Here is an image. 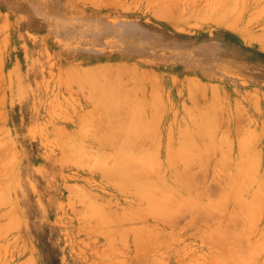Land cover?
<instances>
[{"label":"rangeland","instance_id":"obj_1","mask_svg":"<svg viewBox=\"0 0 264 264\" xmlns=\"http://www.w3.org/2000/svg\"><path fill=\"white\" fill-rule=\"evenodd\" d=\"M1 189L0 264H264V0H0Z\"/></svg>","mask_w":264,"mask_h":264},{"label":"bare ground","instance_id":"obj_2","mask_svg":"<svg viewBox=\"0 0 264 264\" xmlns=\"http://www.w3.org/2000/svg\"><path fill=\"white\" fill-rule=\"evenodd\" d=\"M109 66H111V65H109ZM132 67H133V65H132ZM83 70H84V69H83ZM106 72H107V71H106ZM106 72H105V73H106ZM78 74H79V73H78ZM142 74H143V73H142ZM91 75H93V74H91ZM101 76H102V75H101ZM128 76H129V75H128ZM143 76H144V75H143ZM143 76H142V77H143ZM85 77H86V76H85ZM79 78H80V77H79ZM137 78H138V77H137ZM155 79H156V78H155ZM108 80H109V79H108ZM115 80H116V79H115ZM86 81H87V80H86ZM89 81H90V80H89ZM106 81H107V80H106ZM106 81H105V82H106ZM136 81H137V80H136ZM139 81H141V80H139ZM191 81H192V83H193V80H191ZM78 82H79V80H78ZM83 82H84V81H83ZM93 82H94V81H93ZM154 82H155V81H154ZM81 83H82V82H81ZM97 83H98V82H97ZM103 83H104V82H103ZM114 83H115V82H114ZM134 83H135V82H134ZM90 84H91V83H90ZM105 84H107V82H106ZM117 84H118V83H117ZM150 84H151V83H150ZM107 85H108V84H107ZM193 85H194V84H193ZM90 86H93V85H90ZM130 86H131V85H130ZM130 86H129V87H130ZM139 86H140V85H139ZM152 86H153V85H152ZM134 87H135V86H134ZM141 87H142V86H141ZM154 87H155V86H154ZM194 87H195V85H194ZM96 88H97V87H96ZM90 89H91V88H90ZM106 89H107V88H106ZM122 89H123V88H122ZM133 89H135V88H133ZM104 90H105V89H104ZM114 90H115V89H114ZM126 90H127V88L125 89V92H126ZM128 91H129V90H128ZM130 91H131V89H130ZM132 91H133V90H132ZM135 91H136V89H135ZM105 92H106V90H105ZM107 92H108V91H107ZM107 92H106L105 94H107ZM111 92H112V90H111ZM114 92H115V91H114ZM114 92H113V94H112L113 97H114V95H115ZM125 92H123V93L125 94ZM189 92H190V91H189ZM93 93H94V92H93ZM103 93H104V92H102V95H104V96H102V97H105V96L108 95V94L105 95V94H103ZM108 93H109V92H108ZM117 93H118V92H117ZM117 93H116V94H117ZM119 93H120V92H119ZM121 94H122V93H121ZM150 94H151V93H150ZM122 95H123V94H122ZM142 95L144 96V94H142ZM156 95L159 96L158 93H156ZM108 96L110 97V93H109ZM119 96H120V94H119ZM87 97H88V96H87ZM117 97H118V95H117ZM120 97H121V96H120ZM88 98H89V97H88ZM92 98H93V97H92ZM92 98H91V99H92ZM111 98H112V97H111ZM136 98H137V97H136ZM140 98H141V97H140ZM153 98H154V97H153ZM125 99H126V98H125ZM125 99H124V100H125ZM127 99H128V98H127ZM134 99H135V98H134ZM134 99H133V100H134ZM104 100H106V99H104ZM113 100H114V98H113ZM116 100H117V99H116ZM119 100H120V99H119ZM122 100H123V99H122ZM133 100H132V101H133ZM139 100H140V99H139ZM152 100H154V99H152ZM100 101H101V100H100ZM126 101H127V100H126ZM158 101H159V100H158ZM160 101H161V99H160ZM101 102H102V101H101ZM118 102H119V101H118ZM129 102H130V101H129ZM213 102H214V101H213ZM115 103L117 104V101H116ZM141 103H142V102H141ZM143 103H144V102H143ZM143 103H142V104H143ZM152 103H154V101H152ZM161 103H162V101L160 102V104H159V103H157V104L161 105ZM94 104H95V103H94ZM100 104H101V103H100ZM102 104H104V103H102ZM155 104H156V102H155L153 105H155ZM104 105H105V104H104ZM153 105H152V106H153ZM159 105H158V106H159ZM141 106H142V105H141ZM158 106H157V107H158ZM100 107H101V106H100ZM106 107H107L108 112L111 113V109L109 110L108 106H106ZM159 107H160V106H159ZM161 107H162V105H161ZM161 107H160V108H161ZM113 108H114V107H113ZM130 108H131V107H130ZM152 108H153V107H152ZM160 108H159V109H160ZM210 108H211V107H210ZM212 108H214L213 105H212ZM216 108H217V107H216ZM216 108H215V109H216ZM115 109L117 110V108H115ZM127 109H128V108H127ZM143 109H144V108H143ZM156 109H158V108H156ZM101 110H102V109H101ZM152 110L154 111V109H152ZM161 110H162V109H161ZM161 110H160V111H161ZM114 111H115V110H114ZM132 111H133V110H132ZM132 111H131V112H132ZM140 111H141V110H140ZM160 111H158V112H160ZM202 111H204V109H201V112H200V113H202ZM211 111H212V109H211ZM112 112H113V111H112ZM115 112H116V111H115ZM198 112H199V111H198ZM205 112H206V114H208L207 111H204V114H205ZM113 113H114V112H113ZM123 113H125V111H124ZM137 113H138V112H137ZM139 113H140V112H139ZM214 113H217V112H214ZM214 113L212 114L213 116H214ZM160 114H161V113H160ZM96 115H97V114H96ZM108 115H112V113H111V114L108 113ZM134 115H135V114H134ZM134 115H133V116H134ZM140 115H141V114H140ZM144 115H145V114H144ZM119 116H120V115H119ZM135 116H136V115H135ZM198 116L201 117V116H204V115H201V114H200V115H198ZM208 116H209V114H208ZM208 116H207V117H208ZM210 116H211V115H210ZM96 117H97V116H96ZM120 117H121V116H120ZM152 117H154V116H152ZM200 117H199V123H200V119H201ZM207 117H206V119H207ZM105 118H106V117H105ZM192 118H193V117H192ZM194 118H195V117H194ZM204 118H205V117H203V119H204ZM106 119H107V118H106ZM146 119H147V118H146ZM154 119H155V118H154ZM210 119H211V118H210ZM91 120H92V119H91ZM93 120H94V119H93ZM151 120H152V119H151ZM158 120H159V118H158ZM207 120H209V118H208ZM94 121H95V120H94ZM112 121H113V120H112ZM129 121L131 122V120H129ZM141 121H142V120H141ZM141 121H140V122H141ZM153 121H154V120H153ZM193 121H194V120H193ZM133 122H134V121H133ZM135 122H136V121H135ZM142 122H143V121H142ZM156 122H159V121H156ZM94 123H95V122H94ZM143 123H144V122H143ZM148 123H149V124L151 123L150 120H149V122H147V125H146L147 127L150 126V125L148 126ZM205 123H206V121H205ZM90 124H91V122H90ZM135 124H136V123H135ZM135 124H134V126H135ZM200 124H201V123H200ZM109 125H110V124H109ZM142 125H143V124H142ZM142 125H141V126H142ZM152 125H153V124H152ZM194 125L196 126V124H194ZM107 126H108V125H107ZM125 126H126V125H125ZM125 126H124V127H125ZM137 126H138V125H137ZM141 126H140V127H141ZM155 126H156V123H155ZM155 126H154V127H155ZM197 126H198V125H197ZM197 126H196V127H197ZM208 126H209V125H208ZM208 126H207V127H208ZM210 126H211V125H210ZM210 126H209V127H210ZM121 127H122V126H121ZM138 127H139V126H138ZM147 127H146V128H147ZM157 127H158V126H157ZM199 127H200V126H199ZM84 128H85V127H84ZM96 128H97V127H96ZM96 128H94V129H96ZM141 128H142V127H141ZM151 128H153V127H151ZM203 128H204V127H203ZM205 128H206V127H205ZM89 129H90V128H89ZM91 129H92V128H91ZM113 129L116 130V128H113ZM125 129H126V128H125ZM156 129H157V128H156ZM156 129H155V130H156ZM191 129H192V128H191ZM210 129H212V128H210ZM80 130H81V129H80ZM83 130H85V129H82V131H83ZM122 130H124V129L122 128ZM129 130H131V129H129ZM129 130H128V131H129ZM135 130H136V129L134 128V130H133L134 133H135ZM148 130H149V129H148ZM155 130H154V131H155ZM157 130H158V129H157ZM200 130H201V129H200ZM96 131H97V130H96ZM116 131L118 132V130H116ZM120 131H121V129H120ZM133 131H131V132H133ZM142 131H143V130H142ZM150 131H151V130H150ZM150 131H147V132L150 133ZM154 131H153V132H154ZM204 131H205V130H204ZM208 131H209V130H208ZM88 132H89V130H88ZM98 132H99V131H98ZM111 132H112V131H111ZM113 132H114V131H113ZM113 132H112V133H113ZM117 132H114L113 134L110 133V134H111V136L114 135L115 133L118 135ZM121 132H122V131H121ZM123 132H125V130H124ZM126 132H127V131H126ZM131 132H130V134H132ZM209 132H210V131H209ZM103 133H104V132H103ZM119 133H120V132H119ZM155 133H156V131H155ZM90 134H91V133H90ZM110 134H109V135H110ZM116 134H115V136H116ZM123 134H124V133H123ZM127 134H128V133H126V135H127ZM136 134H137V133H136ZM138 134H140V130H139V133H138ZM147 134H148V133H147ZM157 134H158V133H157ZM105 135H106V134H105ZM134 135H135V134H134ZM142 135H143V133H142ZM188 135L190 136V134H188ZM191 135H192V134H191ZM206 135H209V134H206ZM115 136H112V137H115ZM128 136H129V135H128ZM130 136L132 137V135H130ZM130 136H129V137H130ZM156 136H157V135H156ZM179 136H180V135H179ZM185 136H186V135H185ZM202 136H203V135H202ZM204 136H205V135H204ZM83 137L85 138V136H83ZM117 137L119 138V136H117ZM134 137H135V136H134ZM209 137H211V136H209ZM142 138H143V137H142ZM142 138H141V140H143ZM193 138H194V137H192V139H193ZM197 138H198V137H197ZM114 139H115V138H114ZM190 139H191V138H190ZM199 139H200V138H199ZM209 139H210V141H212L211 138H209ZM141 140H140V141H141ZM144 140H146V139H144ZM131 141L133 142V140H131ZM140 141H139V142H140ZM149 141H151V140H149ZM195 141H196V140H195ZM112 142H113V141H112ZM115 142H116V140H115ZM142 142H143V141H142ZM147 142H148V141H147ZM193 142H194V141H193ZM193 142H191V143L193 144ZM207 142H208V141H207ZM212 142H213V141H212ZM110 143H111V142H110ZM113 143H114V142H113ZM194 143H195V142H194ZM196 143H197V142H196ZM208 143H209V142H208ZM208 143L206 144V142H205V145H208ZM142 144H143V143H142ZM150 144H151V143H150ZM182 144H183V143H182ZM211 144H212V143H211ZM99 145H100V144H99ZM104 145H105V144H104ZM179 145H181V144H179ZM212 145H213V144H212ZM115 146H116V145H115ZM124 146H125V145H124ZM183 146H184V145H183ZM210 146H211V145H210ZM210 146H209V147H210ZM141 147H143V146H141ZM155 147H156V149H158V146H154L153 148H155ZM118 148H119V147H118ZM177 148H178V147H177ZM186 148H187V147H186ZM77 149H78V148H77ZM123 149H126V148H122L121 150H123ZM127 149H128V148H127ZM141 149H142V148H141ZM150 149H151V148H150ZM150 149H149V150H150ZM168 149H169V151H171L170 148H168ZM183 149H184V148H183ZM209 149H210V148H209ZM1 150H2V149H1ZM89 150H90V149H89ZM129 150H130V149H129ZM129 150L127 151V154H126L125 151H124L125 153L123 152V153L126 154V155H123V153H121V154H122V157H121L120 159H117L115 163H114V156H113V160H112V161H113V163L115 164V168H113V165H114L113 163H112L113 165L111 166L112 171H113V170H115V171L117 170L116 172H120L121 175H122V173H123V175H129V177H127V179H128V178H130V179H131V178H136L137 175L134 176L133 172L135 171V172L137 173V172H138L137 169L141 167V166H139V165H140V164H139L140 162H139L138 160L142 161V160L144 159L143 157H142L143 159L141 158L142 160L139 158V157H141L142 154L140 155L139 153H136V152H135V153L137 154L136 156H138V154L140 155L139 157H136V156H134V155H135L134 152H132L133 156L135 157L134 159L137 158L136 161H137V163L139 162L138 165H137V167H136V162H135V160L133 159V156L130 155L131 152H130ZM135 150H136V149H135ZM153 150H155V149H153ZM180 150H181V149H180ZM114 151H116V150H114ZM140 151H141V150H140ZM142 151H143V150H142ZM203 151H204V150H203ZM75 152H76V151H75ZM75 152H74V153H75ZM78 152H79V150H78ZM116 152H117V151H116ZM129 152H130V153H129ZM151 152H152V151H151ZM154 152H155V151H154ZM166 152H167V151H166ZM178 152H180V151L178 150ZM181 152H182V151H181ZM181 152H180V153H177V154H181ZM189 152H190V150H189ZM3 153H4V151H3ZM89 153H90V152H89ZM103 153H104V152H103ZM142 153H144V152H142ZM148 153H149V152H148ZM168 153H170V152H168ZM171 153H172V152H171ZM173 153H174V152H173ZM203 153H204V152H203ZM75 154H76V153H75ZM78 154H79V153H78ZM80 154H81V152H80ZM128 154H129V155H128ZM166 154H167V153H166ZM177 154H176V155H177ZM182 154H183V153H182ZM1 155L3 156L4 154H1ZM112 155H113V154H112ZM119 155H120V153H119ZM127 155H128V156H127ZM145 155H146V151H145ZM147 155H148V154H147ZM167 155H168V154H167ZM172 155H173V154H172ZM81 156H82V158H84L83 156H85V155H81ZM88 156H89V155H88ZM91 156H92V155H91ZM104 156H106V155H104ZM151 156H152V155H151ZM177 156H178V155H177ZM179 156H180V155H179ZM93 157H94V156H93ZM107 157H108V156H107ZM149 157H150V156H149ZM181 157H182V156H181ZM181 157H179V158H181ZM116 158H117V157H116ZM138 158H139V159H138ZM146 158H148V157H146ZM156 158H157V157H156ZM172 158H175V157H172ZM183 158H184V157H183ZM186 158H187V157H186ZM92 159H93V158H92ZM150 159H151V158H150ZM76 160H77V158H76ZM78 160H79V159H78ZM84 160H85V158L83 159V161H84ZM90 160H91V159H90ZM90 160H88V161L90 162ZM109 160L111 161V158H110ZM109 160H108V161H109ZM145 160H146V159H144V162H145ZM147 160H149V159H147ZM147 160H146V161H147ZM151 160H152V159H151ZM151 160H150V163H151ZM189 160H190V159H189ZM191 160H192V159H191ZM193 160H194V159H193ZM92 161H93V160H92ZM108 161H107V162H108ZM110 161H109V162H110ZM155 161H156V160H155ZM186 161H187V159H186ZM186 161H185V162H186ZM201 161H202V160H201ZM226 161H227V162H226ZM77 162L79 163V161H77ZM84 162H85V161H84ZM144 162H142L141 164L143 165ZM152 162H153V161H152ZM169 162H170V160H169ZM185 162H184V165H185ZM194 162H195V161H194ZM225 162L228 163V160H226V158H225ZM230 162H231V160H230ZM134 163H135V165H134ZM146 163H147V162H146ZM170 163H171V162H170ZM176 163H177V161H176ZM186 163H187V162H186ZM190 163H191V161H190ZM200 163H201V162H200ZM87 164L93 166V165H92V162H91L90 164H89V163H87ZM108 164H109V163H107V165H108ZM144 164H145V163H144ZM191 164H192V163H191ZM196 164H198V162L195 163L194 166H196ZM205 164H206V163H205ZM239 164H240V163H239ZM133 165H134L135 167H134ZM146 165H147V164H146ZM148 165H149V164H148ZM156 165H157V164H156ZM186 165H187V164H186ZM201 165H202V163H201ZM230 165H231V164L229 163V165H228L229 168H230ZM144 166H145V165H144ZM144 166H142V167H144ZM188 166H190L189 161H188ZM192 166H193V165H192ZM194 166H193V167H194ZM237 166H238V163H237ZM237 166H236V167H237ZM248 166H249V165H248ZM133 167H134V168H133ZM142 167H141V168H142ZM147 167H148V166H147ZM184 167H185V166H184ZM203 167H204V164H203ZM225 167H226V165H225ZM238 167H239V166H238ZM104 168H105V167H104ZM172 168H173V167H172ZM176 168H177V167H176ZM190 168H191V166H190ZM135 169H136V170H135ZM147 169H149V168H147ZM174 169H175V168H174ZM182 169H183V168H182ZM188 169H189V168H188ZM188 169H187V170H188ZM191 169H192V168H191ZM236 169H237V168H235V170H236ZM239 169H240V168H238V169L236 170V172L239 171ZM106 170H109V169H105V171H106ZM143 170H145V169H143ZM151 170H152V169H151ZM187 170H185V171H187ZM248 170H249V169H248ZM145 171H146V170H145ZM179 171H180V170H179ZM185 171H184V172H185ZM188 171H189V170H188ZM188 171H187V173H190V172H188ZM202 171H203V170H202ZM140 172H141V171H140ZM146 172H147V171H146ZM233 172H234V170H233ZM112 173H113V172H112ZM176 173H178V172H176ZM191 173H192V172H191ZM131 174L133 175V177L131 176ZM215 174H216V172H215ZM225 174H226V173H225ZM113 175H114V174H113ZM138 175H139V174H138ZM161 175H162V174H161ZM161 175H160V176H161ZM177 175H178V174H177ZM187 175H188V174H187ZM192 175H194V174H192ZM213 175H214V174H213ZM103 176H104V175H103ZM144 176L146 177V175H144ZM144 176H143V178H144ZM148 176H149V174H148ZM173 176H174V175H173ZM162 177H163V176H162ZM188 177H189V176H188ZM190 177H191V176H190ZM242 177H243V176H242ZM140 178H141V177H140ZM150 178H151V177H150ZM150 178H149V179H150ZM215 178H216V177H215ZM235 178H237V177H235ZM238 178H239V177H238ZM240 178H241V177H240ZM240 178H239V179H240ZM111 179H114V178H111ZM125 179H126V178H125ZM127 179H126V180H127ZM191 179H192V178H191ZM243 179H244V177H243ZM164 180H165V179H164ZM189 180H190V179H189ZM189 180H188V181H189ZM195 180H196V179H195ZM217 180H218V179H217ZM228 180H229V179H228ZM237 180H238V179H237ZM114 181H115V180H114ZM134 181H135V180H134ZM173 181H174V180H173ZM243 181H244V180H243ZM124 182H125V181H124ZM147 182H148V180H147ZM147 182H146V183H147ZM159 182H160V181H159ZM163 182H165V181H163ZM193 182H194V181H193ZM217 182H219V180H218ZM220 182H221V181H220ZM226 182H227V181H226ZM229 182H230V181H229ZM234 182H236V179H235ZM149 183H150V181H149ZM149 183H148V184H149ZM178 183H179V182H178ZM190 183H191V181H190ZM227 183H228V182H227ZM250 183H251V182H250ZM113 184H114V183H113ZM144 184H145V183H144ZM166 184H167V183H166ZM188 184H189V183H188ZM196 184H197V183H196ZM241 184H242V183H241ZM6 185H7V184H6V182H5L4 187H7ZM121 185H122V184H121ZM180 185H181V184H180ZM223 185H224V184H223ZM232 185H233V184H232ZM234 185H235V184H234ZM236 185H237V184H236ZM144 186H145V185H143V187H144ZM147 186H148V185H147ZM166 186H167V185H166ZM192 186H193V183H192ZM225 186H227V185H225ZM229 186H230V185H229ZM246 186H247V185H246ZM4 187H3V188H4ZM116 187H117V186H116ZM125 187H126V186H125ZM170 187H172V185H171ZM179 187H180V186H179ZM189 187H190V186H189ZM220 187H221V185H220ZM230 187H231V186H230ZM230 187H229V188H230ZM240 187H241V186H240ZM145 188H146V187H145ZM172 188L174 189V187H172ZM185 188H186V187H185ZM227 188H228V187H227ZM229 188H228V189H229ZM238 188H239V187H238ZM5 189H6V188H5ZM77 189H78V188H77ZM218 189H219V188H218ZM220 189H221V188H220ZM223 189H224V188H223ZM246 189H247V188H246ZM255 189H256V188H255ZM3 190H4V189H3ZM150 190H152V188H151ZM171 190H172V189H171ZM185 190H186V189H185ZM194 190H195V188H194ZM237 190H238V189H237ZM0 191L2 192V189H1ZM5 191H6V190H5ZM144 191H145V190H144ZM147 191H148V190H147ZM190 191H192V190H190ZM196 191H197V190H196ZM224 191H225V189H224ZM240 191H241V190H240ZM243 191L245 192V189H244ZM252 191H253V190H252ZM7 192H8V191H7ZM145 192H146V191H145ZM150 192H151V191H150ZM150 192H149V193H150ZM177 192H178V191H177ZM188 192H189V191H188ZM227 192H228V194L230 193L228 190H227ZM232 192H233V191H232ZM232 192H231V193H232ZM234 192H235V191H234ZM238 192H239V191H238ZM246 192H247V191H246ZM246 192H245V193H246ZM2 193H3V192H2ZM2 193H1V194H2ZM121 193H122V192H121ZM136 193H138V192L136 191ZM139 193H140V192H139ZM171 193H172V192H170V194H171ZM178 193H179V192H178ZM197 193H198V192H197ZM219 193H220V192H219ZM225 193H226V192H225ZM235 193H236V192H235ZM1 194H0V195H1ZM3 194H5V192H4ZM147 194H148V193H147ZM159 194L161 195V193H159ZM179 194H181V193H179ZM248 194H249V193H248ZM258 194H259V193H258ZM76 195H77V194H76ZM78 195H79V194H78ZM82 195H83V194H82ZM82 195H81V196H82ZM136 195H138V194H136ZM199 195H200V194H199ZM250 195H251V194H250ZM254 195L256 196V194H254ZM84 196H85V195H84ZM166 196H167V195H166ZM166 196H165V197H166ZM172 196H173V195H172ZM191 196H192V195H191ZM231 196H232V195H231ZM238 196H239V195H238ZM5 197H6V196H5ZM87 197H88V196H87ZM139 197H140V196H139ZM141 197H142V196H141ZM162 197H163V196H162ZM180 197H182V196H180ZM187 197H189V196H187ZM193 197H194V196H193ZM207 197H209V196L207 195ZM211 197H212V196H211ZM233 197H234V196H233ZM0 198H1V197H0ZM146 198H147V197H146ZM166 198H167V197H166ZM174 198H175V196H174ZM185 198H186V197H185ZM194 198H195V197H194ZM198 198H199V197H198ZM214 198H215V197H214ZM223 198H224V197H223ZM223 198H222V200H223ZM225 198H227V196H226ZM240 198H241V197H240ZM240 198H239V199L236 198V199L240 200ZM253 198H254V197H253ZM3 199H4V198H3ZM177 199H178V198H177ZM182 199H183V198H182ZM191 199H192V198H191ZM215 199H216V198H215ZM228 199H229V198H228ZM242 199L244 200V198H242ZM256 199H258V198H256ZM256 199H255V200H256ZM4 200H5V199H4ZM8 200H9V199H8ZM150 200H151V198H150ZM163 200H164V199H163ZM172 200H173V199H172ZM174 200H175V199H174ZM192 200H193V201H196L195 199H192ZM213 200H214V199H213ZM222 200L220 201V198H219V202H223ZM255 200H254V202H256ZM0 201H1L0 203L4 202V201L1 200V199H0ZM9 201H10V200H9ZM81 201H83V200H81ZM147 201H148V200H147ZM153 201H154V200H153ZM184 201H185V200H184ZM187 201H189V198H188ZM190 201H191V200H190ZM224 201H226V200H224ZM247 201H248V200H247ZM259 201H260V200H259ZM139 202H140V200H139ZM161 202H163V201H161ZM170 202H171V201H170ZM175 202H176V201H175ZM191 202H192V201H191ZM212 202H214V201H212ZM212 202H211V203H212ZM251 202H252V201H251ZM90 203H91V202H90ZM149 203H150V202H149ZM153 203H154V202H153ZM178 203H179V202H178ZM214 203L216 204V200H215ZM214 203H212V204H214ZM226 203H228V202H226ZM241 203H242V202H241ZM261 203H262V202H261ZM2 204H3V203H2ZM86 204H87V203H86ZM92 204H94V203H92ZM161 204H162V203H161ZM161 204L159 205L158 208H160ZM169 204H171V203H169ZM179 204H180V203H179ZM182 204H183V203H182ZM182 204H181V205H182ZM217 204H218V203H217ZM221 204H224V203H221ZM221 204H220V205H221ZM243 204H245V206H246V203H243ZM256 204H257V202H256ZM94 205H96V204H94ZM164 205H165V204H164ZM164 205H162V206H164ZM193 205H195V204H193ZM206 205H207V204H206ZM234 205H235V204H234ZM241 205H242V204H241ZM90 206H91V205H90ZM157 206H158V205H157ZM157 206H156V207H157ZM162 206H161V207H162ZM189 206H190V204H189ZM261 206H262V205H261ZM169 207H170V205H169ZM169 207H168V208H169ZM171 207H172V206H171ZM171 207H170V209H171ZM181 207H182V206H181ZM184 207H186V206L184 205ZM194 207H195V206H194ZM224 207H225V206H224ZM93 208H94V207H93ZM93 208H91V209L93 210ZM96 208H97V206H96ZM96 208H95V212L99 213V212L97 211ZM164 208H165V207H164ZM164 208H162L163 211L167 208V206H166L165 209H164ZM178 208H179V207H178ZM187 208H188V207H187ZM191 208H192V207H191ZM195 208H196V207H195ZM207 208H208V207H207ZM217 208H218V207H217ZM232 208H233V207H232ZM232 208H231V209H232ZM154 209H155V208H154ZM156 209H157V208H156ZM160 209H161V208H160ZM160 209H159V210L157 209V210H155V211H157V212L160 211V214H161L163 211L161 212L162 209H161V210H160ZM170 209H169V211H170ZM185 209H186V208H185ZM205 209H206V208H205ZM236 209H238V207H237ZM236 209H235V210H236ZM92 210H91V211H92ZM101 210H102V209H101ZM192 210H194V209L192 208ZM202 210H203V208H202ZM224 210H225V209H224ZM251 210H252V209H251ZM93 211H94V210H93ZM104 211H105V210H104ZM166 211H167V213H168V210H166ZM190 211H191V210H190ZM231 211H232V210H231ZM237 211H238V210H237ZM253 211H254V210H253ZM259 211H260V210H259ZM87 212H88V210H87ZM170 212H171V211H170ZM234 212H235V211H234ZM240 212H241V211L239 210V213H240ZM246 212H249L248 214H250V211H246V210H245V213H246ZM254 212H255V211H254ZM256 212H257V211H256ZM91 213H92V215L94 214V212H91ZM181 213H183V211H181ZM207 213H208V212H207ZM212 213H213V212H212ZM212 213H211V215H212ZM232 213H233V212H232ZM241 213H242V212H241ZM101 214H102V213H101ZM101 214H100V215H101ZM158 214H159V213H158ZM160 214H159V216H160ZM165 214H166V212H165ZM208 214H210V213H208ZM233 214H235V213H233ZM233 214H232V215H233ZM236 214H237V213H236ZM251 214H252V213H251ZM254 214H255V213H254ZM89 215H91V214H89ZM92 215H91V216H92ZM97 215H98V214H97ZM97 215H96V216H97ZM168 215H169V213H168ZM213 215H215V214L213 213ZM245 215H247V214H245ZM255 215L257 216V214H255ZM102 216H103V215H102ZM132 216H133V215H132ZM135 216H136V213H135ZM162 216H164V213H162L161 218H162V219L166 218V217L163 218ZM169 216H171V214H170ZM207 216H209V215H207ZM230 216H231V215H230ZM233 216H234V215H233ZM247 216H248V215H247ZM93 217H94V216H93ZM204 217H206V216H204ZM226 217H227V216H226ZM241 217L243 218V216H241ZM245 217H246V216H245ZM96 218H97V217H96ZM96 218H95V219H96ZM123 218H124V217H123ZM232 218H233V217H232ZM248 218H250V216H248ZM111 219H112V218H111ZM169 219H170V218H169ZM175 219H176V218H175ZM238 219H239V218H238ZM246 219H247V218H246ZM250 219H251V218H250ZM12 220H13V219H12ZM99 220H100V219H99ZM106 220H107V219H106ZM109 220H110V218H109ZM171 220H172V219H171ZM235 220H236V219H235ZM240 220H241V219H240ZM251 220H252V223H255V222H256L255 220H254V222H253V218H252ZM107 221H108V220H107ZM116 221H118V220H116ZM246 221H247V220H246ZM246 221H245V222H246ZM14 222H15V221H14ZM110 222H111V220H110ZM110 222H109V223H110ZM96 223H97V222H96ZM115 223H116V222H115ZM221 223H222V222H221ZM247 223H248V222H247ZM247 223H246V225H247ZM252 223H251V224H252ZM105 224H106V223H105ZM107 224H108V222H107ZM224 224H225V222H224ZM241 224H242V222H241ZM251 224H249V227H250ZM97 225H99V224H97ZM109 225H110V224H109ZM227 225H229V224H227ZM242 225H243V224H242ZM118 226H119V225H118ZM220 226H221V225H220ZM229 226H231V225H229ZM138 227H139V226H138ZM214 227H215V226H214ZM227 227H228V226H227ZM242 227H243V226H242ZM98 228H99V227H98ZM106 228H107V227H106ZM108 228H109V227H108ZM122 228H123V227H122ZM220 228H221V227H220ZM115 229H116V226H115ZM132 229H133V227H132ZM211 229H212V228H211ZM214 229H216V228H214ZM244 229H245V226H244ZM247 229H248V227H247ZM116 230H117V229H116ZM124 230H125V229H124ZM129 230H131V228H130ZM222 230H223V229H221V230H219V231H222ZM235 230H236V227H235ZM237 230H238V229H237ZM239 230H240V229H239ZM105 231H106V230H105ZM112 231H113V230H112ZM133 231H135V230H133ZM205 231H207V230H205ZM224 231H225V230H224ZM245 231H247V230H245ZM248 231H249V230H248ZM250 231H251V230H250ZM120 232H121V231H120ZM135 232H136V234H137V231H135ZM214 232H215V231H214ZM232 232H233V231H232ZM241 232H242V230H241ZM108 233H109V232H108ZM117 233H118V232H117ZM133 233H134V232H133ZM148 233H149V232H148ZM222 233H223V232H221V234H222ZM237 233H239V232L237 231L236 234H237ZM242 233H243V232H242ZM213 234H214V233H213ZM223 234H224V233H223ZM244 234H246V233H244ZM127 235H128V234H127ZM127 235H126V236H127ZM206 235H207V232H206ZM214 235H216V234H214ZM234 235H235V233H234ZM238 235H240V233H239ZM238 235H237V236H238ZM248 235H249V234H248ZM123 236H124V234H123ZM212 236H213V235H212ZM222 236H223V235H222ZM119 237H120V236H119ZM207 237H208V236H207ZM216 237H217V235H216ZM218 237H219V236H218ZM224 237H225V236H224ZM246 237H247V235L245 236V238H246ZM121 238H122V237H121ZM137 238H138V237H137ZM147 238H148V236H147ZM152 238H153V237H152ZM152 238H151V239H152ZM210 238H211V237H210ZM219 238H220V237H219ZM226 238H227V237H226ZM242 238L245 240L244 237H242ZM151 239H149V241H150ZM215 239H216V238L214 237V240H215ZM243 239H242V240H243ZM246 239H247V238H246ZM248 239H249V238H248ZM248 239H247V240H248ZM261 239H262V238H261ZM108 240H109V239H108ZM220 240H221V238H220ZM224 240H225V238H224ZM257 240H258V239H257ZM257 240H255V242H256ZM262 240H264V239H262ZM262 240H261V241H262ZM109 241H110V240H109ZM139 241H140V240H139ZM139 241H138V242H139ZM142 241H143V239H142ZM149 241H148V242H149ZM239 241H240V240H239ZM135 242H136V240H135ZM221 242H222V240H221ZM223 242H225V241H223ZM223 242H222V243H223ZM140 243H141V241H140ZM214 243H215V242H214ZM225 243H226V242H225ZM225 243H223V244H225ZM238 243H242V242H238ZM245 243H246V242H245ZM252 243H253V242H252ZM259 243H261V242H259ZM259 243H258V244H259ZM262 243H264V242H262ZM146 244H147V243H146ZM256 244H257V243H256ZM258 244H257V245H258ZM141 245H142V244H141ZM225 245H227V243H226ZM248 245H249V243H248L247 245H245V246L247 247ZM252 245H255V244H254V243L251 244L250 247H253ZM261 245H262V244H261ZM229 246H230V245H229ZM229 246H228V247H229ZM237 246H238V245H237ZM241 246H242V247H245L244 244L241 245ZM255 246H256V245H255ZM262 246H264V245H262ZM143 247H145V246H143ZM231 247H233V246H231ZM231 247H230V249H231ZM250 247H249V248H250ZM225 248H226V247H225ZM237 248H238V247H237ZM258 248H259V245H258ZM220 249H221V248H220ZM226 249H227V248H226ZM230 249L228 248V250H230ZM262 249H264V248H262ZM221 251H222V250H221ZM233 251H234V250H233ZM229 253H230V252H229ZM251 253H252V252H251ZM253 253H254V251H253ZM253 253H252V254H253ZM255 253H256V252H255ZM255 253H254V254H255ZM227 254H228V253H226V255H227ZM252 254H251V255H252ZM254 254H253V256H254ZM231 255H232V254H231ZM244 255L246 256V254H244ZM248 256H250V255H248ZM232 257H233V255H232ZM250 257H251V256H250ZM223 258H224V257H223ZM234 258H235V257H234ZM245 258H248V257H245ZM217 259H218V258H217ZM235 259H237V258H235ZM249 259H250V258H249ZM240 260H241V258H240ZM247 260H248V259H247ZM247 260H246V261H247ZM250 260H252V259H250ZM250 260H248V261H250ZM26 261H27V259H26ZM33 261H34V260H33ZM30 263H31V262H30ZM214 263H215V262H214ZM217 263H218V262H216V264H217ZM231 263H232V261L230 262V264H231ZM247 263H248V262H247ZM252 263H253V262H252ZM252 263H250V264H252ZM253 264H254V263H253Z\"/></svg>","mask_w":264,"mask_h":264}]
</instances>
